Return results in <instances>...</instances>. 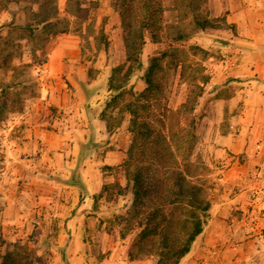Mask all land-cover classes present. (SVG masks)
Masks as SVG:
<instances>
[{"label":"rangeland","instance_id":"obj_1","mask_svg":"<svg viewBox=\"0 0 264 264\" xmlns=\"http://www.w3.org/2000/svg\"><path fill=\"white\" fill-rule=\"evenodd\" d=\"M0 1V60L9 55L7 65L0 64V186L13 190L18 185L25 191L21 181L30 180L28 172L34 170L41 206L29 207L28 195L20 193L17 206L25 216L0 227V256L12 250L32 264H153L152 256L140 252L135 255L141 259H130L134 231L120 237L125 227L136 226L120 219L132 200L128 174L135 162L146 161L141 150L129 158L130 117L110 133L100 131L99 138L87 140L80 128L85 109L101 119L110 96L111 70L124 63L123 32L113 0H49L42 6L29 0ZM157 1L161 12L156 41L145 32L143 67L134 71L125 88L140 92L147 56L164 51L156 76L159 88L142 116L165 137L173 152L171 164L188 169L190 179L202 184L204 197L212 200L207 187L216 181L209 174L220 163H206L204 143L217 131L228 130L229 115L241 105L237 101L229 112L231 99L247 86V78L228 75L225 64L238 60L243 43L235 38L236 28L220 19L225 16L222 0ZM47 13L50 19L36 24ZM204 19L213 27L200 28L197 23ZM26 23L34 27L31 34L20 28ZM55 46L72 50L61 59L77 57L60 79L52 77L48 67ZM106 113L114 122L115 113ZM60 121L70 127L71 138L59 141L52 135ZM35 124L49 132L46 140L29 142L25 137ZM13 171L20 176L16 185ZM47 196L77 205L56 212L47 205ZM69 213L81 215L80 220L62 223Z\"/></svg>","mask_w":264,"mask_h":264},{"label":"crops","instance_id":"obj_2","mask_svg":"<svg viewBox=\"0 0 264 264\" xmlns=\"http://www.w3.org/2000/svg\"><path fill=\"white\" fill-rule=\"evenodd\" d=\"M222 1L221 11L225 14V20L235 25V38L243 43V54L237 57V61H228L225 67H229L228 75L247 78V86L240 89L237 97L230 101L229 112H232L237 101L241 105L229 115L228 130L222 133L217 131L213 138L205 139L206 163L211 167L212 161L220 163L209 174L216 181L215 184L213 187L206 185L214 199H208L210 207L207 222L179 264H264V200L253 202L249 197L255 188L264 186V0ZM58 47L52 49L48 67L50 75L60 79L66 74L65 66L75 64L77 57L68 58L70 62L61 59V54L67 55L72 50ZM79 77L85 80L82 74ZM81 118L82 136L87 140L99 138L100 131H106L105 123L98 115L91 116L89 109L83 110ZM31 129L25 135L29 137V142H37V137L46 140L50 135L47 130L39 131L36 124ZM70 134V127L60 121L52 135L60 141L71 138ZM28 174L30 180L21 181L25 184V191L19 190L18 185L13 190L0 186L1 228L25 216L19 213L20 207L17 206L21 202V192L28 195L29 207L40 205L37 202L40 193L36 180L38 174L34 170ZM12 176L15 185L18 184L20 176L14 171ZM46 198L47 205L56 212L57 209L70 210L77 205L76 201L65 205L59 199ZM38 208L41 209V206ZM80 218L79 214L69 213V217L62 218V223L74 225Z\"/></svg>","mask_w":264,"mask_h":264},{"label":"trees","instance_id":"obj_3","mask_svg":"<svg viewBox=\"0 0 264 264\" xmlns=\"http://www.w3.org/2000/svg\"><path fill=\"white\" fill-rule=\"evenodd\" d=\"M29 1L39 6L50 2ZM113 3L119 11L125 58L124 63L111 70L108 81L110 96L100 117L105 123L106 132L110 133L128 115L130 125L127 129L131 134L129 158H135L138 150L142 154L146 153V161L135 162L128 174L132 200L126 208V215L120 216L127 223L135 222L136 226L125 227L120 237L124 238L130 231H134V250L129 252L131 260L141 259L135 255L140 252L152 256L153 264H179L202 232L209 217L210 203L204 197L202 184L190 179L188 169L171 164L173 152L165 137L157 133L154 126L142 116L148 106L147 101L159 88L156 76L161 68L160 60L164 57V51L147 56V65L141 75L144 88L140 92L135 93L131 87L125 88L134 71L143 67L141 53L145 44V32L150 33L152 41H156L161 4L157 0H113ZM52 9L55 14V5ZM51 16L49 13L40 15L36 24H43ZM220 19L228 28L234 30L233 23L226 22L224 17ZM197 24L200 28H206L209 22L204 19ZM20 28L31 34L34 27L26 23ZM8 60L9 55L3 56L0 60L1 66L5 67ZM125 64L127 66L124 68ZM108 109L110 113H115L114 122L110 121L106 113ZM0 264L32 262H25L20 252L11 250L1 256Z\"/></svg>","mask_w":264,"mask_h":264},{"label":"built area","instance_id":"obj_4","mask_svg":"<svg viewBox=\"0 0 264 264\" xmlns=\"http://www.w3.org/2000/svg\"><path fill=\"white\" fill-rule=\"evenodd\" d=\"M41 72H43V70H41ZM249 197L253 202L264 200V186L255 188Z\"/></svg>","mask_w":264,"mask_h":264}]
</instances>
